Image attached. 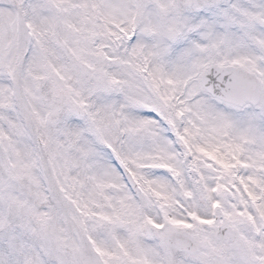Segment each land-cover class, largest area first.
Returning <instances> with one entry per match:
<instances>
[{
	"label": "snow or ice",
	"instance_id": "6c2138e0",
	"mask_svg": "<svg viewBox=\"0 0 264 264\" xmlns=\"http://www.w3.org/2000/svg\"><path fill=\"white\" fill-rule=\"evenodd\" d=\"M0 264H264V0H0Z\"/></svg>",
	"mask_w": 264,
	"mask_h": 264
}]
</instances>
